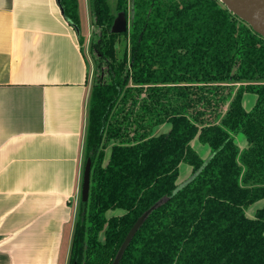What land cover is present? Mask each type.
<instances>
[{"label":"trees","instance_id":"1","mask_svg":"<svg viewBox=\"0 0 264 264\" xmlns=\"http://www.w3.org/2000/svg\"><path fill=\"white\" fill-rule=\"evenodd\" d=\"M59 3L80 28L78 0ZM90 4L91 184L69 264H112L137 219L163 198L120 264H264V205L247 213L264 199V37L221 0ZM119 13L130 17L124 32L112 30ZM248 91L257 95L251 111L243 104ZM167 123L170 130L157 134ZM196 137L209 144L208 159L194 148ZM183 162L193 176L179 186ZM115 209L123 213L108 218Z\"/></svg>","mask_w":264,"mask_h":264},{"label":"crops","instance_id":"2","mask_svg":"<svg viewBox=\"0 0 264 264\" xmlns=\"http://www.w3.org/2000/svg\"><path fill=\"white\" fill-rule=\"evenodd\" d=\"M87 40L58 0H0V264H69L96 73Z\"/></svg>","mask_w":264,"mask_h":264},{"label":"water","instance_id":"3","mask_svg":"<svg viewBox=\"0 0 264 264\" xmlns=\"http://www.w3.org/2000/svg\"><path fill=\"white\" fill-rule=\"evenodd\" d=\"M59 1V0H58ZM230 11L235 13L238 17L246 21L257 33L264 37V0H221ZM128 28V20L124 13H119L116 17L113 31L124 32ZM92 161L88 158L85 165L83 184H82V200L87 201L90 192V175H91ZM166 199L163 198L146 210L134 223L129 230L124 241L122 242L116 257L112 264H120V261L131 243L132 239L144 224L150 213L156 209Z\"/></svg>","mask_w":264,"mask_h":264},{"label":"rangeland","instance_id":"4","mask_svg":"<svg viewBox=\"0 0 264 264\" xmlns=\"http://www.w3.org/2000/svg\"><path fill=\"white\" fill-rule=\"evenodd\" d=\"M79 2V9H78V13H79V19H80V26H81V31H82V35L83 37L87 40L88 45L90 46V40L91 37L94 33V26H93V17H92V11H91V4H90V0H78ZM116 0H110L111 3V7L112 9H114V4H115ZM131 14V11L129 10V15ZM128 20V24H130V17ZM89 25H92L93 27H91V36L89 37ZM96 31L98 32L99 30L96 29ZM126 39L125 37L121 36L120 40L118 42L117 45V49H118V56L121 58L124 52V49L126 47ZM92 56V54H91ZM92 60L94 61V58L92 56ZM257 102V95L253 92H245L244 96H243V104L246 110L251 111L254 107L255 104ZM169 129V124H165L162 128H160L159 131L163 132V131H167ZM244 135V134H243ZM245 136V135H244ZM245 140L246 142H248L247 137L245 136ZM198 144L204 146L205 148H207L208 153L211 155V148L209 146V144L206 143H199ZM206 144V145H205ZM189 164H183V166L180 168L181 174L177 180L178 184L183 183V181H185L186 179H188L190 177V174H186L185 176V171H187L189 169ZM186 177V179L184 180V178ZM189 180V179H188ZM255 205V203H254ZM123 213V211L121 209H115V210H110L107 213V217L111 218L113 216H118L121 215ZM100 239L102 241H105V231H102L100 233Z\"/></svg>","mask_w":264,"mask_h":264}]
</instances>
